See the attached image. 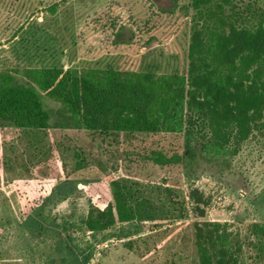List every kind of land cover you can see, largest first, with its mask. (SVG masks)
<instances>
[{
  "label": "rangeland",
  "instance_id": "rangeland-1",
  "mask_svg": "<svg viewBox=\"0 0 264 264\" xmlns=\"http://www.w3.org/2000/svg\"><path fill=\"white\" fill-rule=\"evenodd\" d=\"M257 1L264 9V0ZM54 4L58 8L52 14L48 8ZM190 5L191 0H0V70L19 69L20 82H26L28 66L185 74ZM44 103L51 110L60 106L49 98ZM90 138L101 150L98 159L51 131L16 133L0 127V264H198L195 224L202 222L220 223L233 243L243 245L240 264H264V239L257 245L248 232L252 224H264V129L255 131L234 157L200 160L187 171L169 174L186 195L198 189L204 196V217L191 213L185 221L169 218L167 204L151 198L168 174L154 161L136 163L131 155L130 142L147 136L91 133ZM75 153L84 161L79 171ZM50 158L63 160L70 175L44 205L23 216L17 208L36 190V167ZM106 176L117 178L125 191H136V199L150 201L144 207L152 208L149 232L127 239L116 234L118 228L92 236L82 226L85 208L71 220L64 218L74 223L71 236L59 226L62 213H56L66 200ZM17 217L25 218L21 225Z\"/></svg>",
  "mask_w": 264,
  "mask_h": 264
},
{
  "label": "trees",
  "instance_id": "trees-1",
  "mask_svg": "<svg viewBox=\"0 0 264 264\" xmlns=\"http://www.w3.org/2000/svg\"><path fill=\"white\" fill-rule=\"evenodd\" d=\"M190 7L194 14L185 74L28 66L23 71L26 82H20L19 69L0 70V127L16 133L51 131L57 139L74 140L94 159L101 150L91 133L147 136L130 142L131 155L136 163L154 161L168 174L151 198L167 204L171 219L185 221L191 213L203 218L202 193L192 189L186 195L169 174L187 171L200 160L234 157L255 131L264 129V9L257 0H191ZM57 8L48 9L54 14ZM44 98L59 108L48 109ZM75 158V169L82 170L83 158L79 153ZM35 171L36 190L17 208L26 217L70 175L57 158L40 163ZM135 192L106 176L66 200L56 213H62L59 226L71 236L75 230L70 220L85 208L84 233L95 236L119 228L116 234L127 239L147 233L152 229L151 207H144L150 201L136 199ZM18 217L16 224L21 225L25 218ZM195 229L198 264H240L243 245L233 243L220 223H196ZM248 232L262 244L264 224H252Z\"/></svg>",
  "mask_w": 264,
  "mask_h": 264
},
{
  "label": "crops",
  "instance_id": "crops-1",
  "mask_svg": "<svg viewBox=\"0 0 264 264\" xmlns=\"http://www.w3.org/2000/svg\"><path fill=\"white\" fill-rule=\"evenodd\" d=\"M121 1H124V0H121ZM172 12H175V11H172ZM42 27V26H41ZM48 31V30H47ZM46 31V32H47ZM49 32V31H48ZM57 208V207H56ZM40 255H41V252L39 253ZM73 255H74V253H73ZM49 260H52V259H49ZM46 262H48V261H46ZM46 262L45 263H43V264H46Z\"/></svg>",
  "mask_w": 264,
  "mask_h": 264
}]
</instances>
